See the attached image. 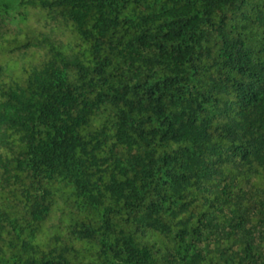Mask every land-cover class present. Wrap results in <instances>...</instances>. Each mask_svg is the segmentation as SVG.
Listing matches in <instances>:
<instances>
[{
  "label": "trees",
  "instance_id": "trees-1",
  "mask_svg": "<svg viewBox=\"0 0 264 264\" xmlns=\"http://www.w3.org/2000/svg\"><path fill=\"white\" fill-rule=\"evenodd\" d=\"M0 264H264V0H0Z\"/></svg>",
  "mask_w": 264,
  "mask_h": 264
}]
</instances>
